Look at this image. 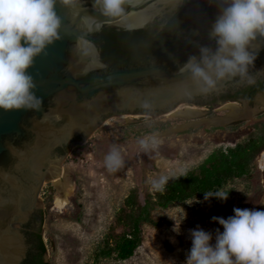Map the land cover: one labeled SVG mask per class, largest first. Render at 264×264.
Segmentation results:
<instances>
[{
  "label": "water",
  "instance_id": "1",
  "mask_svg": "<svg viewBox=\"0 0 264 264\" xmlns=\"http://www.w3.org/2000/svg\"><path fill=\"white\" fill-rule=\"evenodd\" d=\"M93 3L82 0V6L70 10L57 2L62 39L28 70L43 100L41 110L0 109V264H23L27 245L19 227L38 210L42 235V183L59 175L71 148L81 145L104 115H146L137 111L145 110L141 105L148 101V115L155 117L207 97L185 96L191 82L177 72L174 61L182 65L190 55L198 56L200 45L215 47L208 36L218 11L214 3L128 0L119 18L103 17ZM263 48L264 38L251 44L258 54ZM262 74L250 77L254 81ZM232 81L214 93L225 92ZM67 145L66 154L55 153ZM44 260L48 262L47 253Z\"/></svg>",
  "mask_w": 264,
  "mask_h": 264
},
{
  "label": "rangeland",
  "instance_id": "2",
  "mask_svg": "<svg viewBox=\"0 0 264 264\" xmlns=\"http://www.w3.org/2000/svg\"><path fill=\"white\" fill-rule=\"evenodd\" d=\"M229 104L181 103L172 110L195 112L190 117L168 115L170 112L149 116L148 121L141 114L110 117L81 145L72 147L60 164L72 184L67 205L55 207L58 192L53 179L43 182L39 190L41 238L48 264H184L191 248L190 229L199 226L210 232L214 245L216 230L223 232V227L212 217L227 219L234 216V208L264 211V168L257 157L249 177L229 180L222 187L229 191L226 201L216 197L205 200L202 194L167 209L158 208L152 217L159 225L143 226L142 243L131 258L119 261L102 255L107 240L123 230L119 216L127 196L136 192L142 199L157 192L147 183L150 177L167 175L169 183L195 170L211 153L243 143L264 128V93L257 95L250 107L233 103L240 109H257L249 118L206 125L227 116ZM152 132L159 134L162 144L145 154L137 141ZM114 145L120 148L125 165L110 173L103 161ZM175 224H180L178 232Z\"/></svg>",
  "mask_w": 264,
  "mask_h": 264
},
{
  "label": "clouds",
  "instance_id": "3",
  "mask_svg": "<svg viewBox=\"0 0 264 264\" xmlns=\"http://www.w3.org/2000/svg\"><path fill=\"white\" fill-rule=\"evenodd\" d=\"M57 2L70 10L82 6V0H0V109L41 110L43 100L36 95V84L28 70L34 66L36 57L46 54L48 46L62 39V19L55 10ZM127 2L94 0L93 8L105 18H119ZM209 3L218 9L208 33L215 47L200 45L198 56L190 55L182 65L174 61L177 72L187 74L191 82L184 90L189 99L217 92L222 83L237 77L253 83L249 67H254L259 50L253 51L251 44L258 37L264 38V0H209ZM90 19L95 22V17ZM101 26L96 24L97 29ZM141 107L150 110L152 106L145 101ZM149 119L146 111L145 120ZM137 143L148 154L158 150L162 140L157 132H152ZM103 163L110 173L122 169L125 160L120 148L114 145ZM169 179L160 175L150 177L147 183L153 191H163ZM228 193L223 189L209 191L204 198L226 201ZM233 212L234 216L227 219L212 217L223 227V232L216 230L214 245L210 243L213 239L210 232L199 226L189 230L191 248L184 264H264V211L234 208ZM179 226L175 224L174 231L178 232Z\"/></svg>",
  "mask_w": 264,
  "mask_h": 264
},
{
  "label": "trees",
  "instance_id": "4",
  "mask_svg": "<svg viewBox=\"0 0 264 264\" xmlns=\"http://www.w3.org/2000/svg\"><path fill=\"white\" fill-rule=\"evenodd\" d=\"M260 85L258 91H263ZM252 93L248 100L252 103ZM264 151V128L259 133L251 135L243 143H239L225 151L211 153L195 170L166 184L163 191L140 199L136 192L130 193L125 199V209L119 216L122 232L112 235L107 240V247L102 255L105 258L114 257L125 261L131 258L142 243L144 225L158 226L152 212L158 208L167 209L175 203L193 199L195 196L209 191L215 192L232 179L250 176L253 164ZM46 248L39 230L36 235V254L30 264H48L44 260Z\"/></svg>",
  "mask_w": 264,
  "mask_h": 264
},
{
  "label": "flooded vegetation",
  "instance_id": "5",
  "mask_svg": "<svg viewBox=\"0 0 264 264\" xmlns=\"http://www.w3.org/2000/svg\"><path fill=\"white\" fill-rule=\"evenodd\" d=\"M260 70H264V48L262 51L257 55V59L254 62V67H249V76L253 75L256 76ZM239 77L233 79L232 85L228 87L225 92H221L218 94H210L207 95L205 98H198L193 101L196 105L199 106H208L211 107L214 104H226V103H239L242 104L241 101L247 102L250 106L252 105L255 97L259 94H263V91H258L260 85H264V71L263 74L258 77L256 80L253 81L251 84H241ZM252 95V103L246 96ZM147 110H138V113L146 112ZM147 113H149L147 111ZM123 115V114H122ZM112 114H107L103 116V122L110 118ZM69 146L65 147H58L55 150L56 154H60L62 156L67 153ZM39 195V194H38ZM38 199V198H37ZM40 223H41V215L39 211L33 215L30 221L26 225L20 226L21 232L24 234L25 242L27 245V253L26 257L23 261V264H30L34 255L36 254V235L40 230Z\"/></svg>",
  "mask_w": 264,
  "mask_h": 264
},
{
  "label": "bare ground",
  "instance_id": "6",
  "mask_svg": "<svg viewBox=\"0 0 264 264\" xmlns=\"http://www.w3.org/2000/svg\"><path fill=\"white\" fill-rule=\"evenodd\" d=\"M229 113L227 116L224 117H218L213 119V121H207L206 125H209L210 123L218 124V125H224L229 122L243 119V118H249L253 113L257 112V109L249 110L247 107L245 109H240L233 103L229 104ZM247 108V109H246ZM168 115H178V116H185L190 117L194 116L195 112L193 111H185V112H178V111H171L168 113ZM258 165L261 169L264 168V151L260 154L258 158ZM53 184L57 189L58 197L55 199V207L58 209H62L64 206L68 203V198L71 195L72 192V184L69 181L66 171L64 169H60L59 175L55 178H53Z\"/></svg>",
  "mask_w": 264,
  "mask_h": 264
}]
</instances>
